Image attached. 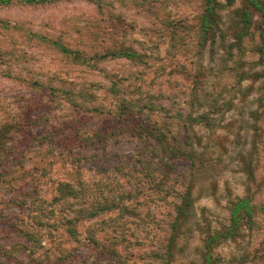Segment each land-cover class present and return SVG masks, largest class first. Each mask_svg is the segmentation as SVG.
Listing matches in <instances>:
<instances>
[{
	"label": "rangeland",
	"instance_id": "obj_1",
	"mask_svg": "<svg viewBox=\"0 0 264 264\" xmlns=\"http://www.w3.org/2000/svg\"><path fill=\"white\" fill-rule=\"evenodd\" d=\"M204 1L0 0V264H264L259 32Z\"/></svg>",
	"mask_w": 264,
	"mask_h": 264
},
{
	"label": "trees",
	"instance_id": "obj_2",
	"mask_svg": "<svg viewBox=\"0 0 264 264\" xmlns=\"http://www.w3.org/2000/svg\"><path fill=\"white\" fill-rule=\"evenodd\" d=\"M229 4H233L235 1L239 2V7L237 10L233 11L234 17H239V21L236 23L234 20V25H230L234 29V31H238L234 33V42L227 46V48H237L238 52H243V42L245 36L248 35V31H250L251 27H253L256 24L255 31L259 32L260 37V45L257 49V54L259 56V63L262 66V72L264 74V0H227ZM28 2L33 3L36 2V0H28ZM224 8V5L219 3V0H205L204 1V10L200 19V31L202 32V39L201 43L206 45L207 42H209V37H207V34L211 31L213 38L211 39L212 44H216L218 40L216 39V32L218 33L221 31V24L224 23L222 21V16L219 14V11H221ZM254 19L256 20L254 22ZM221 38L223 37L220 36ZM225 38V37H224ZM126 56H129V54H126ZM243 80V77H241ZM6 128L0 127V158H2V164L0 162V187H4V189L9 190L11 188V191L13 190V184L11 181L13 180V169L11 168V163L8 164L9 156L13 154V145H6L5 143H2V139L5 137V135L2 133ZM8 130V129H7ZM68 159L70 162H73V158L71 155H68ZM22 185H19L18 190H22L25 187V181L24 179H21ZM36 184V183H35ZM67 186V185H64ZM69 187V185H68ZM34 187H31V185L28 186L27 190H36ZM183 204L178 208V212L182 215L183 218L186 217V211L189 208V199L184 197ZM251 213V210H250ZM237 214H234V220H238L236 217Z\"/></svg>",
	"mask_w": 264,
	"mask_h": 264
}]
</instances>
